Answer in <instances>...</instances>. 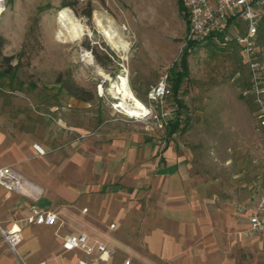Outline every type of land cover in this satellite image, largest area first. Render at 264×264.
<instances>
[{
  "label": "rangeland",
  "instance_id": "374dc122",
  "mask_svg": "<svg viewBox=\"0 0 264 264\" xmlns=\"http://www.w3.org/2000/svg\"><path fill=\"white\" fill-rule=\"evenodd\" d=\"M63 2L70 5L62 6ZM66 9L86 29L83 37L70 42L59 38L58 18ZM96 14L118 29L129 46L126 54L108 43L96 25ZM187 30L180 0H5L4 11L0 5L2 54L12 59L3 62L0 56V129L9 121L17 131L39 135L27 127L28 121L36 120L32 111L44 113L45 132L59 133L60 125L89 119V128L95 129L114 111L120 114L115 108L119 99L109 88L121 73L127 74L133 93L147 108L152 85L167 74L172 84ZM188 63L181 88V128L168 136L165 125H157L156 136L181 146L198 183L234 208L264 194V134L254 131L255 104L243 94L247 73L234 46L198 45L189 52ZM81 88L91 100L70 93H80ZM173 104L170 96L152 105L153 112L165 122L167 116L161 114ZM140 123L154 125L153 120ZM251 232V237L262 238ZM65 256L59 264H78L86 258L80 251ZM114 256L96 264L128 258Z\"/></svg>",
  "mask_w": 264,
  "mask_h": 264
},
{
  "label": "crops",
  "instance_id": "0c3cea01",
  "mask_svg": "<svg viewBox=\"0 0 264 264\" xmlns=\"http://www.w3.org/2000/svg\"><path fill=\"white\" fill-rule=\"evenodd\" d=\"M30 114L36 120L27 127L39 135L9 121L0 129V166H13L26 181L21 191L0 186V219L22 228L19 250L29 264L64 262L76 251L64 252L62 237L83 232L130 264H264V234L249 231L260 194L234 208L217 199L198 183L182 147L158 139L153 125L114 111L95 129L89 119L54 134L45 132L44 113ZM34 207L56 212L58 223H26ZM15 261L2 244L0 264Z\"/></svg>",
  "mask_w": 264,
  "mask_h": 264
},
{
  "label": "built area",
  "instance_id": "2783aa9c",
  "mask_svg": "<svg viewBox=\"0 0 264 264\" xmlns=\"http://www.w3.org/2000/svg\"><path fill=\"white\" fill-rule=\"evenodd\" d=\"M180 1L188 21L183 50L190 52L194 47L206 44L224 49L234 46L238 49L242 67L247 73V87L243 94L249 96L255 104L253 128L258 135L264 134V0ZM0 5L4 11L5 0H0ZM172 93V84L167 74L152 85L147 93L150 102L149 106L146 105L148 113L132 116L120 107L115 108L129 120H153L154 127H164L172 117V111L177 108V103L174 101V106L161 114L167 116L165 122L161 121L160 115L153 112L152 105L163 103ZM33 146L38 154L46 153L39 144ZM25 183L24 177L13 166H0V186L9 191H21ZM23 220L33 225L53 226L58 223L59 217L54 211L34 207ZM249 225V231L264 234V194L259 196L252 209ZM114 227L115 224H111V228ZM23 238L22 228L17 222L6 223L0 219V246L8 245L16 258L15 264H29L19 250ZM62 246L64 252L80 251L86 255V258L79 259L78 264L105 262L116 253L114 248L90 238L85 232L63 236ZM130 263L129 259L125 261V264Z\"/></svg>",
  "mask_w": 264,
  "mask_h": 264
},
{
  "label": "bare ground",
  "instance_id": "6f19581e",
  "mask_svg": "<svg viewBox=\"0 0 264 264\" xmlns=\"http://www.w3.org/2000/svg\"><path fill=\"white\" fill-rule=\"evenodd\" d=\"M95 21L100 32L103 34L112 48L122 51L125 54L129 51L128 44L111 21H108L102 15L97 14L95 16ZM58 24L59 38L64 41L70 42L85 35L86 29L67 9L60 13ZM125 71L127 70L125 69ZM100 73L107 77V75L101 71ZM114 84L115 85L112 88H109V90L115 98L119 99V102L115 105L116 107H120L123 109V111H125V113L132 116H139L142 113H148V109L139 99H137L133 93L126 73L119 74ZM99 90L101 93L104 92L102 86L99 88Z\"/></svg>",
  "mask_w": 264,
  "mask_h": 264
},
{
  "label": "trees",
  "instance_id": "16d2710c",
  "mask_svg": "<svg viewBox=\"0 0 264 264\" xmlns=\"http://www.w3.org/2000/svg\"><path fill=\"white\" fill-rule=\"evenodd\" d=\"M70 5V3L68 2H63L62 6H68ZM2 46H3V38L0 37V56L2 57V61L3 62H9L12 59V56H6L2 54ZM188 54L189 51H185L184 54L181 57V60L179 62V68L176 69H172L173 75L172 77H170V80L172 81V96L174 101L177 103V107L176 108V112L175 117H171L166 125H165V129H166V133L168 136L173 135L174 133H176L177 131H179V129L181 128V124H182V119H181V110L185 104L183 103V99L181 97V88H182V84L184 79L187 77L188 73H189V63H188ZM83 89H79V92H75V91H70V93H72V95L77 96L78 98L85 100V101H89L91 100V96H85L82 95ZM180 106V107H179Z\"/></svg>",
  "mask_w": 264,
  "mask_h": 264
}]
</instances>
